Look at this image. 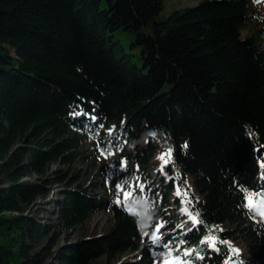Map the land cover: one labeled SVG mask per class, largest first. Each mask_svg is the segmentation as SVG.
I'll list each match as a JSON object with an SVG mask.
<instances>
[{"label":"trees","instance_id":"1","mask_svg":"<svg viewBox=\"0 0 264 264\" xmlns=\"http://www.w3.org/2000/svg\"><path fill=\"white\" fill-rule=\"evenodd\" d=\"M258 1L202 0L159 19L162 0H0V264H44L28 242L46 227L24 212L49 194V179L21 181L29 172L75 185L55 204L59 226L81 225L102 207L113 217L106 235L49 254L60 264H92L127 251L138 259L117 264H158L146 238L156 217L140 205L135 215L123 210L133 196L155 194L177 211L170 227L181 201L200 221L170 242L179 255L195 250L181 260L227 264L234 256L228 241L237 240L251 251L242 264H264V225L244 209L248 193L258 203L264 194L256 156L264 149ZM121 32L135 34L129 50L117 38ZM148 133L143 145L125 149ZM169 149V182L155 189L153 158ZM96 151L120 169L102 162L97 183L81 186L74 164L84 162L92 173ZM94 186L122 202L98 204L89 193ZM174 188L187 195L167 203ZM209 235L215 249L201 243Z\"/></svg>","mask_w":264,"mask_h":264},{"label":"rangeland","instance_id":"2","mask_svg":"<svg viewBox=\"0 0 264 264\" xmlns=\"http://www.w3.org/2000/svg\"><path fill=\"white\" fill-rule=\"evenodd\" d=\"M163 1V7L161 11L159 12L158 18L163 19L166 16H168L173 10L177 9H184L188 7H193L197 5L202 0H162ZM256 8L264 13V0H259L256 2ZM135 34L129 33V32H121L117 35V38L121 42V44L129 50V44L134 39ZM137 53V52H136ZM148 135H143L141 139L133 140L131 144L136 146H141L145 143L146 137ZM161 155H159L160 157ZM92 161L94 162V167H92V173L86 175V164L84 162H78L74 164V169L79 172L80 177V184L81 186H88V185H95L97 183V178L93 176V174H96L98 171V166L104 162L105 167L109 166L111 168H115V164L111 160H107L104 158L102 153L97 152L93 154ZM158 159H157V158ZM158 154L154 156L155 160H158V165L149 173V181L151 183H154L155 185H158V181H162L164 184H167L169 182V176L161 169H163V161L159 159ZM259 165L261 168H264V157L262 156L259 162ZM57 164H53L50 166L49 170H52L54 167H56ZM48 178L49 181L45 185H43L44 188H47L49 190L48 195H39L36 197V200L32 203V205L26 209L24 212V215L28 216L29 218L33 219L36 222H40L41 224L45 225L46 231L45 234L38 237V239L32 243L28 242L31 246V250L36 251L38 253H41L44 255V264H60L55 257L51 258L49 257V254H56L59 252L63 247L70 246L73 244H76L82 240L85 239H94V238H100L103 235H106L114 225L113 217L110 213L109 208L102 207L99 210L92 213L86 221L81 225H76L71 228H64L62 226H59L55 220V214H56V202L62 198V195L60 192L62 190L68 188L72 189L74 188V184L70 187H67L62 184L51 182L52 177L51 176H38L32 172H29L26 174L21 181L23 182H30V183H38L42 184L44 179ZM92 188V187H91ZM90 194L93 196H96L99 200V203H109L111 202V194L102 191L100 187L94 186L92 188V191H89ZM178 197L177 190L173 189V191L170 193L167 203H170L173 198ZM155 203L153 204L152 212L155 214V216L159 219L160 223L164 224V227L161 228V232L164 235V240L167 241V239L174 234V229L172 231L168 228V221L171 217L174 216L175 209L171 206H161V195L157 196L155 199ZM185 209L184 204H180V208L178 209L179 212V218L180 222L179 228L184 230L185 228H189L193 225V222L188 217V215L184 214L182 211ZM181 217H184L183 219ZM151 233V232H150ZM160 240H162L161 234ZM150 240L151 236L149 235ZM153 242V241H152ZM229 244L233 247L234 251L237 254H241L243 258H249L251 256V251H249L248 247L243 244L242 242H238L237 240L235 242H229ZM164 254L166 257L164 259H168V252L164 251ZM137 253L127 251L125 253L117 255L114 259L107 258L105 256H102L95 260L92 264H117L119 262H133L137 259ZM171 257H173L171 255ZM243 258H240L241 261H244Z\"/></svg>","mask_w":264,"mask_h":264},{"label":"snow or ice","instance_id":"3","mask_svg":"<svg viewBox=\"0 0 264 264\" xmlns=\"http://www.w3.org/2000/svg\"><path fill=\"white\" fill-rule=\"evenodd\" d=\"M93 119H95V117H93ZM185 148H187V144L184 145ZM171 150L169 149L166 153L162 154L159 159H161L164 164L166 165L168 162H169V159L171 158ZM166 157L168 159H166ZM264 166V165H262ZM163 170V169H161ZM125 197H127L128 195H130L129 193H124ZM177 195H187L186 193H182L179 189H177ZM257 195H260L261 196V200H260V203L257 204V201L253 198V195L251 193H248L245 197V200H246V204L244 205L245 207L249 208L250 210L251 209H254V208H260V212L259 214L261 216H264V194H257ZM118 204H120L122 201L120 199H117L116 201ZM130 212H132L133 210L129 209ZM184 212V214L188 215V217L191 219V221L193 222V225H196L198 223H200V221L198 220L197 216L196 215H193L191 212L188 211L187 208L183 209L182 210ZM134 214V213H133ZM164 227V224L163 223H158L156 226H155V230L151 236V239L153 241V243H158L159 240H160V235H158L160 233V230L161 228ZM183 243V242H181ZM201 243H206L208 244V246L210 248H213L215 249V245H216V238L212 235H209L207 237H205L204 239L201 240ZM164 247H168L167 244L163 245ZM171 249H169V252H168V256L169 258L168 259H165L163 264H188L187 261L185 260H181L179 257H171ZM192 251H195V250H192ZM192 251H185L183 253V256L187 257V256H191L192 255ZM197 256H198V253H197ZM200 259H203V257H198Z\"/></svg>","mask_w":264,"mask_h":264},{"label":"water","instance_id":"4","mask_svg":"<svg viewBox=\"0 0 264 264\" xmlns=\"http://www.w3.org/2000/svg\"><path fill=\"white\" fill-rule=\"evenodd\" d=\"M264 153V149H257L256 151V156L258 158H260L262 156V154ZM230 264H238V260L237 258H233L231 261H230Z\"/></svg>","mask_w":264,"mask_h":264},{"label":"clouds","instance_id":"5","mask_svg":"<svg viewBox=\"0 0 264 264\" xmlns=\"http://www.w3.org/2000/svg\"><path fill=\"white\" fill-rule=\"evenodd\" d=\"M150 220H151V216H147V217L144 218L143 223L146 225L147 223L150 222Z\"/></svg>","mask_w":264,"mask_h":264}]
</instances>
